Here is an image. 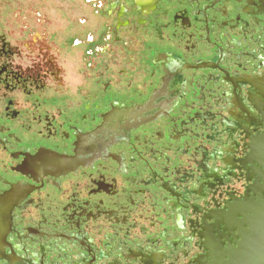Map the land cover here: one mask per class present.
<instances>
[{"label":"flooded vegetation","instance_id":"1","mask_svg":"<svg viewBox=\"0 0 264 264\" xmlns=\"http://www.w3.org/2000/svg\"><path fill=\"white\" fill-rule=\"evenodd\" d=\"M86 2L0 0V264H210L264 183V0Z\"/></svg>","mask_w":264,"mask_h":264},{"label":"water","instance_id":"2","mask_svg":"<svg viewBox=\"0 0 264 264\" xmlns=\"http://www.w3.org/2000/svg\"><path fill=\"white\" fill-rule=\"evenodd\" d=\"M258 164L263 168L261 178L264 182V135L258 140ZM253 193L258 192L257 201L241 202L228 212L234 216H241L236 225L239 234L235 240V246L228 245L224 250V255L216 258L210 264H264V183L253 188ZM255 205V207L253 206ZM235 227V228H236Z\"/></svg>","mask_w":264,"mask_h":264},{"label":"rangeland","instance_id":"3","mask_svg":"<svg viewBox=\"0 0 264 264\" xmlns=\"http://www.w3.org/2000/svg\"><path fill=\"white\" fill-rule=\"evenodd\" d=\"M24 7L27 2H30V29L43 30L45 29L50 34L58 36L59 27L61 24V4L65 2L66 12H79L74 4L80 3V12L82 15L90 13L91 4L86 0H21ZM19 12H27L19 7ZM36 15V16H35ZM39 15V16H38Z\"/></svg>","mask_w":264,"mask_h":264}]
</instances>
